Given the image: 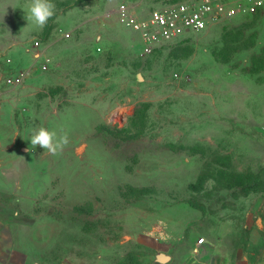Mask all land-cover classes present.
Returning <instances> with one entry per match:
<instances>
[{
	"label": "rangeland",
	"instance_id": "374dc122",
	"mask_svg": "<svg viewBox=\"0 0 264 264\" xmlns=\"http://www.w3.org/2000/svg\"><path fill=\"white\" fill-rule=\"evenodd\" d=\"M121 1L53 0L36 29L0 0V213L36 226L40 264H181L201 238L264 264V9L142 54ZM39 127L70 143L26 151Z\"/></svg>",
	"mask_w": 264,
	"mask_h": 264
},
{
	"label": "built area",
	"instance_id": "2783aa9c",
	"mask_svg": "<svg viewBox=\"0 0 264 264\" xmlns=\"http://www.w3.org/2000/svg\"><path fill=\"white\" fill-rule=\"evenodd\" d=\"M263 9L264 0H181L139 11L130 0H122L116 13L124 26L139 33L141 53L150 54L180 37L202 32L236 17L256 14ZM50 61L45 56L40 67L46 70ZM29 73L30 69L22 70L16 82L20 83Z\"/></svg>",
	"mask_w": 264,
	"mask_h": 264
},
{
	"label": "crops",
	"instance_id": "0c3cea01",
	"mask_svg": "<svg viewBox=\"0 0 264 264\" xmlns=\"http://www.w3.org/2000/svg\"><path fill=\"white\" fill-rule=\"evenodd\" d=\"M34 227L21 223L15 215L9 218L6 213H0V264H40L39 256L45 247L39 241V230ZM194 243L181 258V264H218L222 243L213 244L204 239Z\"/></svg>",
	"mask_w": 264,
	"mask_h": 264
},
{
	"label": "clouds",
	"instance_id": "9594fccd",
	"mask_svg": "<svg viewBox=\"0 0 264 264\" xmlns=\"http://www.w3.org/2000/svg\"><path fill=\"white\" fill-rule=\"evenodd\" d=\"M5 11L6 7L4 14ZM24 12L27 25L31 23L34 28L43 29L48 21L54 17L56 5L53 0H30V4ZM29 140L31 148L26 149V151H31V149L39 146L43 151L54 156L61 154L70 143L67 134L58 135L56 131L48 130L45 127L32 129Z\"/></svg>",
	"mask_w": 264,
	"mask_h": 264
},
{
	"label": "water",
	"instance_id": "95a60500",
	"mask_svg": "<svg viewBox=\"0 0 264 264\" xmlns=\"http://www.w3.org/2000/svg\"><path fill=\"white\" fill-rule=\"evenodd\" d=\"M171 255L169 253H166V252H159L156 254V261L159 263V264H164V263H167L168 261L171 260Z\"/></svg>",
	"mask_w": 264,
	"mask_h": 264
}]
</instances>
